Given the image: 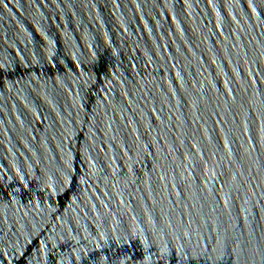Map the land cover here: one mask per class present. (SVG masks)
Segmentation results:
<instances>
[{
  "label": "water",
  "instance_id": "1",
  "mask_svg": "<svg viewBox=\"0 0 264 264\" xmlns=\"http://www.w3.org/2000/svg\"><path fill=\"white\" fill-rule=\"evenodd\" d=\"M0 264H264V0H0Z\"/></svg>",
  "mask_w": 264,
  "mask_h": 264
}]
</instances>
